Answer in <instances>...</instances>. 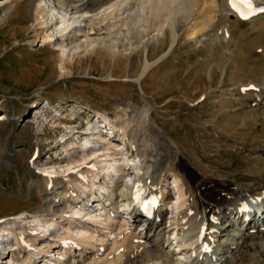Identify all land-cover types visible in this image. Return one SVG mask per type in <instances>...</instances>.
<instances>
[{
	"label": "bare ground",
	"instance_id": "obj_1",
	"mask_svg": "<svg viewBox=\"0 0 264 264\" xmlns=\"http://www.w3.org/2000/svg\"><path fill=\"white\" fill-rule=\"evenodd\" d=\"M23 1L0 0L1 25L19 15ZM253 1L256 7L264 5V0ZM27 16L31 20L28 31L35 25L41 31L37 42L59 50L62 75L71 68L76 53L87 51L89 45L118 58L122 52L140 48L151 34L158 41L169 36L173 47L182 27L187 38L196 39L216 24L226 28L231 22L234 26L227 30L234 32L244 21L229 0H29ZM263 16L264 12H258L249 22ZM257 30L258 44L264 43V24ZM259 48L264 58V45ZM152 65L147 59L144 71ZM46 101L49 108L34 110L33 127L38 144L47 126L62 130L48 150L56 157L33 155L38 180L22 193L34 204L0 219V264H205L200 254L207 249L206 241L217 243L222 238H227L221 243L223 248L220 245L214 254L203 252V256L209 264H232L233 259L225 254L236 252L241 239L250 234L263 236L264 212L257 216L246 200L254 196L256 207L264 210V194L255 192L264 190V167L252 168L247 189L238 190L219 176H208L207 167L196 165L206 173L201 174L205 181L198 184L195 178L197 187H188L193 173L185 171L183 179L180 164L176 166L184 151L158 129L150 104L139 108L129 103L113 115L88 105L83 107L86 111L70 105L65 106L66 117ZM255 102L264 103V92L257 93ZM52 114L60 116L55 115L52 122ZM183 169L188 170L187 166ZM171 179L173 188H169ZM132 183L136 184L133 206L122 202L129 198Z\"/></svg>",
	"mask_w": 264,
	"mask_h": 264
},
{
	"label": "rangeland",
	"instance_id": "obj_2",
	"mask_svg": "<svg viewBox=\"0 0 264 264\" xmlns=\"http://www.w3.org/2000/svg\"><path fill=\"white\" fill-rule=\"evenodd\" d=\"M28 5L29 0H24L19 15L14 14L8 24H0V219L33 206L22 193L29 183L38 180L31 162L33 155L37 152L44 159L49 154L56 157L48 150L62 130L47 126L38 144L33 127L34 110L48 108L46 100L66 117L65 106L70 105L80 108L78 111H86L83 107L88 105L113 115L119 106L129 103L139 108L150 104L158 129L184 151L179 153L176 166L180 164L178 171L183 179L185 171L193 173L188 187H197L195 178H199L198 184L205 181L202 175L206 173L198 167H207L211 171L208 176H219L228 185L246 190V179H253L248 173L256 166V171L264 167V103L255 102L257 93L264 92L263 48L256 50L264 45L257 41V29L264 24V16L253 24L251 19L243 21L234 32L227 30L234 26L230 21L226 28L225 24H216L196 39L187 38L186 28L182 27L173 47L169 36L158 41L151 34L140 48L122 52L118 58L106 49L89 45L87 51L76 53L71 68L62 75L59 50L37 42L41 31L36 25L28 31ZM244 34L248 36L242 38ZM121 38H126L125 34ZM147 59L153 65L144 71ZM258 89L260 92L253 91ZM53 115L51 121L55 115L60 116ZM260 154L262 160L258 159ZM181 161L188 170L183 169ZM172 183L171 179L169 188H173ZM255 192L264 194L261 189ZM263 231V236L250 234L241 239L243 243L236 252L225 254L233 259L232 264H264ZM226 239L206 241L201 259L223 248L221 243Z\"/></svg>",
	"mask_w": 264,
	"mask_h": 264
},
{
	"label": "snow or ice",
	"instance_id": "obj_3",
	"mask_svg": "<svg viewBox=\"0 0 264 264\" xmlns=\"http://www.w3.org/2000/svg\"><path fill=\"white\" fill-rule=\"evenodd\" d=\"M230 5L237 11L243 19L248 18V14L252 11L253 0H229ZM264 11V9H261Z\"/></svg>",
	"mask_w": 264,
	"mask_h": 264
}]
</instances>
